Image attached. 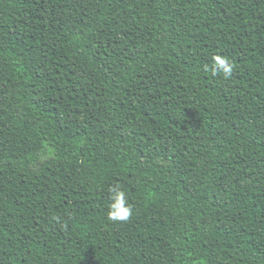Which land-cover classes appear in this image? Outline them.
I'll return each instance as SVG.
<instances>
[{
    "label": "trees",
    "instance_id": "obj_1",
    "mask_svg": "<svg viewBox=\"0 0 264 264\" xmlns=\"http://www.w3.org/2000/svg\"><path fill=\"white\" fill-rule=\"evenodd\" d=\"M0 264H264V0H0Z\"/></svg>",
    "mask_w": 264,
    "mask_h": 264
},
{
    "label": "clouds",
    "instance_id": "obj_2",
    "mask_svg": "<svg viewBox=\"0 0 264 264\" xmlns=\"http://www.w3.org/2000/svg\"><path fill=\"white\" fill-rule=\"evenodd\" d=\"M212 65L209 68L207 65L204 71H210L212 75H222L224 79H228L233 72V64L227 57L215 55L212 57ZM110 204L107 209V217L113 222H125L132 215V208L128 202L127 194L122 187L117 183L109 188Z\"/></svg>",
    "mask_w": 264,
    "mask_h": 264
}]
</instances>
